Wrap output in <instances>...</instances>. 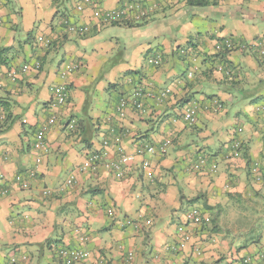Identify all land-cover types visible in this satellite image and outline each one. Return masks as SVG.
<instances>
[{"label": "crops", "instance_id": "0c3cea01", "mask_svg": "<svg viewBox=\"0 0 264 264\" xmlns=\"http://www.w3.org/2000/svg\"><path fill=\"white\" fill-rule=\"evenodd\" d=\"M214 4L0 0V264H64L59 247L87 251L82 264H240L246 257L264 264V228L254 233L237 225L239 214L264 210V0ZM120 10L127 14L119 21L106 20ZM68 25L88 32H69ZM228 37L254 45L232 53L234 76L206 71L207 62L193 65L203 68L189 79L191 65L177 50L193 42L210 56ZM69 63L81 67L63 78ZM60 85L70 98L53 109ZM139 87L155 98L171 93L162 106L148 99L147 111L128 108L120 120L119 101ZM217 100L225 106L220 114L212 108ZM193 101L198 117L189 126L180 112ZM53 117L45 148L35 149L37 133ZM71 119L82 122L73 135L65 130ZM238 128L242 151L232 148ZM148 143L157 152L138 157L117 179L116 146L132 154ZM105 151L96 172L79 171L89 153ZM201 158L206 165L197 168ZM193 210L210 220L194 223ZM186 232L191 242L174 252Z\"/></svg>", "mask_w": 264, "mask_h": 264}, {"label": "built area", "instance_id": "2783aa9c", "mask_svg": "<svg viewBox=\"0 0 264 264\" xmlns=\"http://www.w3.org/2000/svg\"><path fill=\"white\" fill-rule=\"evenodd\" d=\"M77 8L79 10L82 9L81 4L77 5ZM131 11V10H130ZM127 14V12L120 10V11H116V12H111L106 14V20L110 21V22H117L119 21V19L123 18L125 15ZM140 15L142 17L147 15V11L145 10H141ZM69 32L72 33H85L87 32V28H77L76 26L73 25H68L67 27ZM40 42H44L43 38H39ZM226 46L229 50L231 49H237V47H241L242 49H253L252 47L254 46L253 43H251L249 46L250 48H248L245 45H240V44H236V42L232 41V39H227L226 40ZM261 44H264V38L261 40L260 42ZM217 49L221 50V46H217ZM260 53L264 54V50H261ZM160 59L159 58H150L148 59V63L150 65H154L156 67H158L160 65ZM81 67V65L79 63H69V64H65L63 67V71H62V77L65 78L67 75H70L71 73L77 71L79 68ZM39 68V67H37ZM29 67H24L23 71H28ZM11 76L13 78H15L17 76L16 72L13 71L11 73ZM190 77L192 76V74L189 75ZM170 90L167 89L166 93H169ZM70 96V91L68 90V88L65 85H60L57 86L53 89V103H52V108H58V107H62L65 106L67 104V100ZM148 95H145L143 89H138L135 91L133 97L127 98V99H122L119 103L118 106V113L119 116L121 118L125 117V112L128 108L134 107L140 111H144V101L145 98ZM216 111H220L221 109V105L217 104L216 105ZM198 107L196 105H191L190 107H187L184 111H183V119L184 121L188 124V125H194L197 123V117H198ZM109 120V119H108ZM110 121V120H109ZM55 122V117H53L52 119L49 120V122L47 123V126L42 128L38 133H37V137H36V141L34 144V148L37 150H42L45 148V139H46V135H47V129L49 126L53 125V123ZM74 122L70 123L69 128H74ZM112 133L115 132V130H111ZM242 130L240 129L239 132H241ZM234 145L232 146L233 149H239L240 148V143L238 141H234ZM171 141L168 140L164 143V145H161L160 147V151L162 153L167 151V148L170 146ZM104 145L107 146L108 145V141L105 140ZM116 150L119 152V154L121 155V158L119 159V161L117 163H115L113 165L114 167V175L117 179L122 178L124 176L125 173V167L127 165H129L130 163L134 162L138 157H144L146 154L149 155H154L157 152V147L156 146H151V145H144L141 146L140 148H138L136 150L135 153H127L125 151V149L123 147H121L120 145L116 146ZM238 154V153H236ZM107 155V151L105 152H100V153H96V152H91L87 158L84 160L82 166L80 167L79 171L83 172V173H94L99 169V166L103 160V157ZM204 165H206V159H200L199 164L196 165V167H204ZM143 168L147 171V177L148 178H153V175L151 172H149L150 169V162L148 160H144L143 161ZM217 166L215 164H213L211 166V170L212 171H216ZM253 174L258 175V169L257 168H253L252 170ZM33 175V174H32ZM72 180L73 178H70L69 180H67L68 184H72ZM188 218L192 221H194V223H198V222H202V221H207L208 218L203 219V216L201 214V212L199 210H193L189 213ZM209 221V220H208ZM129 225L131 226H136L142 227V223H132L131 221H128ZM193 223V224H194ZM200 224V223H199ZM191 242V235L188 234L187 232L184 233L183 237L180 239L178 246L173 247V251L174 252H178V250H184L188 247L189 243ZM57 254L58 256L61 258V261L64 264H80L81 262L87 260V258H89V253L87 251H83L80 249H67V248H62L59 247L57 250ZM131 256V255H130ZM253 263V259L250 257H246L244 258L240 264H252Z\"/></svg>", "mask_w": 264, "mask_h": 264}, {"label": "trees", "instance_id": "16d2710c", "mask_svg": "<svg viewBox=\"0 0 264 264\" xmlns=\"http://www.w3.org/2000/svg\"><path fill=\"white\" fill-rule=\"evenodd\" d=\"M218 0H186V2H187V5H189L190 7H192V8H205V7H207L208 5H216V4H214V3H216ZM130 26H132V25H130ZM87 32H88V30H87ZM87 32H85V33H87ZM262 38H264V37H262ZM227 39H232V41H234V42H236V44H242V45H245V46H247L248 48H250V42L249 41H247V40H245V39H243L242 37L241 38H235V37H228ZM227 39H224V43H218V46H221V50H219V49H216L215 50V53L213 54V55H206L205 53H203V52H200V50H199V45L197 44V43H193V42H190L189 43V45H186V46H184V47H182V48H180V49H178L177 50V52H176V54H177V56H179V58L183 61V62H185V63H188L189 62V65H191V67L189 68V70L187 71L188 73H186L187 74V77H189V79L190 78H192V77H194L196 74L198 75V71H200V70H202V68H200L199 67V69L197 68V67H195V66H193V65H195V64H199V65H202V64H206L207 62L208 63H210L211 64V66L210 67H206V71H210V72H212V71H219L220 72V70L222 71L223 70V72L224 73H228V76L226 75V77L227 78H229V77H232V76H234V73H235V68L231 65V63H229V61H230V57H231V55H232V53H235V52H242L243 53V49L241 48V47H237V49H231V50H229L228 48H227V46H226V40ZM44 43V42H43ZM46 43L48 44L49 42H47L46 41ZM262 50H264V49H262ZM260 54H262V53H260ZM262 55H264V54H262ZM150 59V58H149ZM160 59V58H159ZM161 61H160V65L158 66V67H160L161 65H162V59H160ZM148 62V61H147ZM41 64L42 63H40V61L39 62H37V64H36V67H39L38 69L40 70V68H41ZM152 66H154V65H152ZM154 67H156V66H154ZM201 73H203V71H201ZM190 74H192V76L190 77L189 75ZM200 74V73H199ZM138 89H140V87L139 88H137L136 90H138ZM142 89V88H141ZM69 90V89H68ZM135 90V91H136ZM170 90V89H169ZM70 91V90H69ZM143 91H144V93H145V95H148V96H146V98H145V101L146 100H150V99H153V100H155L160 106H162L164 103H165V101L167 100V95L168 94H166V91H165V94H163V93H161L159 96H157L156 98L154 97V96H152L149 92H147L146 90H144L143 89ZM135 93V92H134ZM134 93L130 96V97H133V95H134ZM171 93V90H170V92H169V94ZM130 97H124V98H122V99H127V98H130ZM69 98H70V96H69ZM69 98H68V100L67 101H69ZM165 98H166V100H165ZM121 99V100H122ZM120 100V101H121ZM120 101H119V103H120ZM145 101H144V108H145ZM68 103V102H67ZM119 103H118V106H119ZM215 104L217 105V104H219V105H221L222 107H221V109H220V111H216V105H214V107H212L213 108V111H214V113H216V114H220V113H222V111H223V109H224V105H223V103H221L220 101H215ZM191 105H196V102H187L186 104H184L183 106H182V108H181V112H180V117L182 118V120L184 121V119H183V117H182V113H183V111L187 108V107H190ZM131 108H133V109H135L136 111H139V112H142V113H144L145 111H147V109H144V111H140V110H138V109H136V108H134V107H131ZM117 109H118V107H117ZM116 109V110H117ZM117 116L119 117V119L120 120H122V119H124V118H121L120 116H119V113H118V110H117ZM115 119H117L116 117H110L109 118V120H110V122H112L113 121V123H112V125H111V127L109 128V130L111 131L112 129L113 130H115L116 131V129L118 130V128L117 127H119L118 126V124H117V122L115 121ZM118 119V120H119ZM72 122H74V128H69V125H70V123H72ZM185 122V121H184ZM118 123H119V121H118ZM186 123V122H185ZM120 124V123H119ZM187 124V123H186ZM81 125H82V122L81 121H77V120H75V119H71L70 120V122L65 126V130L67 131V132H69V134H75V133H78V131H79V129H80V127H81ZM195 125V124H194ZM194 125H189V126H194ZM239 129V128H238ZM237 129V130H238ZM240 130V129H239ZM239 130L238 131H236V132H234V135H233V139H232V142H234V141H238L239 143H240V148L238 149L239 151H242L243 150V144H242V142L240 141V140H238L237 138H238V135L243 131V129H241L242 131L241 132H239ZM146 145H151V146H155V145H153V144H146ZM144 146V145H143ZM141 146H139L138 148H140ZM137 148V149H138ZM161 154H163V155H165L166 154V152H164V153H162V152H160ZM241 153V152H240ZM90 154V153H89ZM201 159H203V158H201ZM144 160H147V159H144ZM200 161V160H199ZM199 164V162L197 163V165ZM216 165V164H215ZM142 166H143V161H142ZM217 166V165H216ZM253 168V167H252ZM251 168V169H252ZM143 170L145 171V174H146V176H147V173H146V170L143 168ZM252 173V172H251ZM255 181H257V180H255ZM202 216H203V218L205 217V218H208L209 219V217H207L205 214H202ZM210 220V219H209ZM206 221V220H205ZM203 222V221H202ZM203 224V223H202ZM204 225V224H203ZM250 258H252V257H250ZM84 262V261H83ZM83 262H81L80 264H82Z\"/></svg>", "mask_w": 264, "mask_h": 264}, {"label": "rangeland", "instance_id": "374dc122", "mask_svg": "<svg viewBox=\"0 0 264 264\" xmlns=\"http://www.w3.org/2000/svg\"><path fill=\"white\" fill-rule=\"evenodd\" d=\"M118 29V28H116ZM119 37L123 38L124 36L119 33ZM192 79V78H190ZM252 172V171H251ZM252 176L254 178V180H257L256 182H260L261 179H258L259 177L255 176V174L253 175L252 172ZM233 212L229 211V215H231ZM234 219H237V216H235V214L232 215ZM238 220H237V225H241V226H245L244 228H247L248 226L254 229V233L255 230L259 231V228L262 229L264 228V210H252L250 211V209L242 214H239L238 216ZM253 233V234H254Z\"/></svg>", "mask_w": 264, "mask_h": 264}]
</instances>
